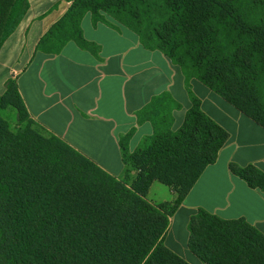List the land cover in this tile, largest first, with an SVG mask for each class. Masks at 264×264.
<instances>
[{"label": "trees", "instance_id": "trees-1", "mask_svg": "<svg viewBox=\"0 0 264 264\" xmlns=\"http://www.w3.org/2000/svg\"><path fill=\"white\" fill-rule=\"evenodd\" d=\"M65 13L36 48L57 53L83 38L80 20L123 25L264 128V0H66ZM27 0H0V47L16 29ZM113 19L115 22H113ZM165 98V97H163ZM228 132L194 99L182 125L146 137L133 151L119 146L116 177L32 119L13 78L0 93V264H190L164 244L169 217L202 170L216 160ZM264 191V172L228 164ZM153 181L171 201L151 203ZM187 246L207 264H264V234L244 218L223 219L198 208Z\"/></svg>", "mask_w": 264, "mask_h": 264}, {"label": "crops", "instance_id": "crops-1", "mask_svg": "<svg viewBox=\"0 0 264 264\" xmlns=\"http://www.w3.org/2000/svg\"><path fill=\"white\" fill-rule=\"evenodd\" d=\"M27 1L23 18L0 47V93L5 80L13 78L32 119L116 177L124 173L121 136H128L126 145L133 151L156 132L175 131L197 99L229 136L169 217L164 244L190 264H207L187 246L189 218L198 208L223 219L242 217L264 234V191L228 167L230 162L252 164L264 172L263 127L187 77L160 50L145 48L131 29L94 25L89 12L81 17L80 30L99 46L97 54L73 40L57 53L38 50V40L70 1ZM175 196L172 188L153 181L145 198L156 204Z\"/></svg>", "mask_w": 264, "mask_h": 264}, {"label": "rangeland", "instance_id": "rangeland-1", "mask_svg": "<svg viewBox=\"0 0 264 264\" xmlns=\"http://www.w3.org/2000/svg\"><path fill=\"white\" fill-rule=\"evenodd\" d=\"M110 20H112L113 22H115V21H114L113 19H111V18H110ZM162 184H163V183H162ZM163 185H165V184H163ZM166 186H167V185H166Z\"/></svg>", "mask_w": 264, "mask_h": 264}, {"label": "built area", "instance_id": "built-area-1", "mask_svg": "<svg viewBox=\"0 0 264 264\" xmlns=\"http://www.w3.org/2000/svg\"><path fill=\"white\" fill-rule=\"evenodd\" d=\"M12 74L14 75L15 74V71H12Z\"/></svg>", "mask_w": 264, "mask_h": 264}]
</instances>
